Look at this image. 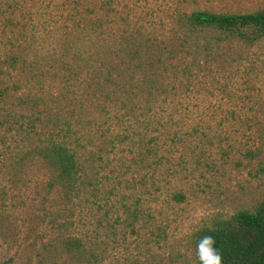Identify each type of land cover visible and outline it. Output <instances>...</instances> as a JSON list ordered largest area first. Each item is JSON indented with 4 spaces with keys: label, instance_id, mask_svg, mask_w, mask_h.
Masks as SVG:
<instances>
[{
    "label": "trees",
    "instance_id": "16d2710c",
    "mask_svg": "<svg viewBox=\"0 0 264 264\" xmlns=\"http://www.w3.org/2000/svg\"><path fill=\"white\" fill-rule=\"evenodd\" d=\"M118 2L0 0V126L34 141L28 155L44 163L68 202L103 198L106 186L148 193L165 154L211 144L168 106L225 67L233 43L264 40V8H178L170 22L149 28ZM204 235L214 237L221 264H264V203L198 230L195 248Z\"/></svg>",
    "mask_w": 264,
    "mask_h": 264
},
{
    "label": "rangeland",
    "instance_id": "374dc122",
    "mask_svg": "<svg viewBox=\"0 0 264 264\" xmlns=\"http://www.w3.org/2000/svg\"><path fill=\"white\" fill-rule=\"evenodd\" d=\"M178 8L251 12L264 0L118 2L120 12L149 28L170 22ZM229 48L225 67L199 78L167 108L184 127L201 126L212 143L196 140L193 150L165 154L148 193L140 187L109 193L106 186L103 198L68 202L44 163L28 155L34 141L0 126V263L196 264L195 232L264 203V40Z\"/></svg>",
    "mask_w": 264,
    "mask_h": 264
},
{
    "label": "clouds",
    "instance_id": "9594fccd",
    "mask_svg": "<svg viewBox=\"0 0 264 264\" xmlns=\"http://www.w3.org/2000/svg\"><path fill=\"white\" fill-rule=\"evenodd\" d=\"M195 254L198 264H221L220 252L211 235H204L197 240Z\"/></svg>",
    "mask_w": 264,
    "mask_h": 264
}]
</instances>
